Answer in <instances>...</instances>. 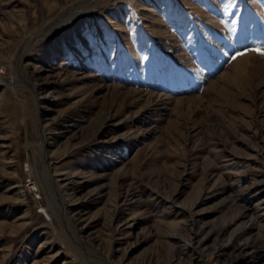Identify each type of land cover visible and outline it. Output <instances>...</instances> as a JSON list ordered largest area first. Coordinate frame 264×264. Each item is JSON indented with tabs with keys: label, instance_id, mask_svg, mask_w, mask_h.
<instances>
[{
	"label": "rangeland",
	"instance_id": "obj_1",
	"mask_svg": "<svg viewBox=\"0 0 264 264\" xmlns=\"http://www.w3.org/2000/svg\"><path fill=\"white\" fill-rule=\"evenodd\" d=\"M33 37L0 84V264H264V0H0V78Z\"/></svg>",
	"mask_w": 264,
	"mask_h": 264
},
{
	"label": "bare ground",
	"instance_id": "obj_2",
	"mask_svg": "<svg viewBox=\"0 0 264 264\" xmlns=\"http://www.w3.org/2000/svg\"><path fill=\"white\" fill-rule=\"evenodd\" d=\"M86 13V12H85ZM57 24V22H55ZM58 25L57 27H62V26H65L67 23H70V20H68L67 22L64 23V21H60L58 20ZM55 24V25H56ZM47 27L44 28L43 32H47ZM35 41V37H33L32 39H30V41L27 43V45L25 46V49L23 50V52L19 55L18 57V71H17V74L18 76H10L8 78H0V84L3 85L4 87H10L12 90H16V88L20 87L21 86V82L23 83H26L28 85V80H27V71L25 69V66L22 65V59H23V53H25L27 51V47L32 44L33 42ZM245 55H241L239 57H237L234 61V63L236 64V68L239 67L240 68V63L242 58L244 57ZM248 56V55H247ZM246 56V58H247ZM245 59V57H244ZM244 64V62L242 63ZM241 64V67L243 66ZM25 86V85H24ZM31 88H32V92H34V85L33 84H30ZM37 144L40 148V153H39V156H40V159H39V163H40V167L42 168L43 170V175H42V179L44 180V182L46 183V185L48 187H52V189L54 188L55 191L57 192L58 196L61 197V191L62 190H65L64 188H62V185L59 184V187L56 185V182H58L59 179L55 178L54 175H51L50 172H49V166H48V163L46 161L47 159V155H46V148H47V145L48 143H46V131H45V127L41 125V127H39V130H38V141H37ZM29 187L27 188V190H31L33 188L36 187V185H34V180H31L29 181V183L27 184ZM20 186V185H19ZM33 191V190H32ZM25 192L26 190H22L21 193H24L22 195H25ZM20 193V192H19ZM63 194V193H62ZM63 202L61 203V206H63V208L65 206H67V201L65 198H63ZM73 237H75L76 233L74 232L73 234ZM76 238V237H75Z\"/></svg>",
	"mask_w": 264,
	"mask_h": 264
},
{
	"label": "snow or ice",
	"instance_id": "obj_3",
	"mask_svg": "<svg viewBox=\"0 0 264 264\" xmlns=\"http://www.w3.org/2000/svg\"><path fill=\"white\" fill-rule=\"evenodd\" d=\"M254 51L260 52L261 50L257 48V49H254ZM233 59H235V57H233Z\"/></svg>",
	"mask_w": 264,
	"mask_h": 264
},
{
	"label": "built area",
	"instance_id": "obj_4",
	"mask_svg": "<svg viewBox=\"0 0 264 264\" xmlns=\"http://www.w3.org/2000/svg\"><path fill=\"white\" fill-rule=\"evenodd\" d=\"M29 181H30V180H29ZM29 181H28V182H29Z\"/></svg>",
	"mask_w": 264,
	"mask_h": 264
}]
</instances>
